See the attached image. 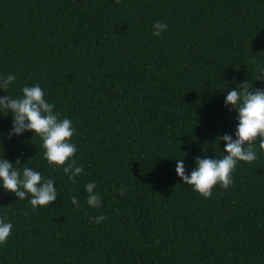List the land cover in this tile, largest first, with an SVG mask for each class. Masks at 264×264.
I'll return each instance as SVG.
<instances>
[{"label":"trees","instance_id":"16d2710c","mask_svg":"<svg viewBox=\"0 0 264 264\" xmlns=\"http://www.w3.org/2000/svg\"><path fill=\"white\" fill-rule=\"evenodd\" d=\"M157 21L168 26L159 37ZM262 69L264 0H0V78L16 77L0 97L38 84L72 121L83 165L74 182L66 165L49 167L40 137L8 138L12 116L0 112V158H19L14 167L58 194L34 211L0 186V219L12 224L0 264H264L259 140L257 159L209 198L175 172L177 159L189 174L196 158L226 154L219 137L235 139L238 124L227 91L264 89ZM90 182L98 208L86 203Z\"/></svg>","mask_w":264,"mask_h":264},{"label":"clouds","instance_id":"9594fccd","mask_svg":"<svg viewBox=\"0 0 264 264\" xmlns=\"http://www.w3.org/2000/svg\"><path fill=\"white\" fill-rule=\"evenodd\" d=\"M116 2L119 3V0ZM167 27L166 23L157 21L153 24L152 34L159 37ZM15 79L11 74L0 78V89L6 90ZM255 80L264 82V69ZM251 89L248 82H244L235 90L227 91L224 105L235 110L238 124L234 132L235 139L229 134L219 137L225 145L223 152L226 154L222 158H196V166L189 174H185L183 160L177 159L176 175L183 184L190 185L193 191L204 198L212 195L216 185L225 190L232 185V172L238 162L251 163L257 159V140L259 149L264 153V89ZM21 91L22 96L18 98L8 95L0 97V112H10L12 116L8 138L26 131L39 136L48 166L60 168L66 165L63 172L74 182V178L83 173V165L77 166L76 160L72 159L76 153L75 144L70 142L75 134L72 121L68 118L61 119L60 113L54 111V105L45 99V93L38 84L24 86ZM17 165H20L19 158L15 163L0 158V186L5 191L14 193L20 200L30 196L29 203L34 211L38 206L46 207L57 199L58 194L52 179H44L41 172L31 167H14ZM95 188L94 182L85 185L86 203L90 207L98 208L102 198L94 191ZM119 194L124 195L123 188L119 190ZM71 203L79 207L76 197H72ZM105 219V216H97L94 221L99 224ZM11 230L12 224L0 219V244L6 243Z\"/></svg>","mask_w":264,"mask_h":264}]
</instances>
